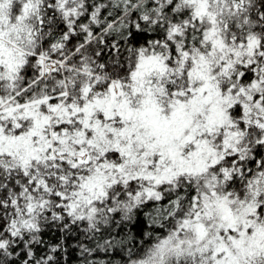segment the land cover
<instances>
[{
  "label": "snow or ice",
  "instance_id": "obj_1",
  "mask_svg": "<svg viewBox=\"0 0 264 264\" xmlns=\"http://www.w3.org/2000/svg\"><path fill=\"white\" fill-rule=\"evenodd\" d=\"M0 264H264V0H0Z\"/></svg>",
  "mask_w": 264,
  "mask_h": 264
}]
</instances>
